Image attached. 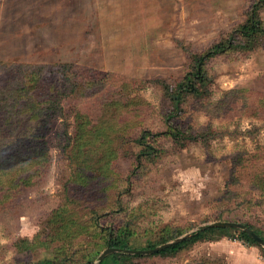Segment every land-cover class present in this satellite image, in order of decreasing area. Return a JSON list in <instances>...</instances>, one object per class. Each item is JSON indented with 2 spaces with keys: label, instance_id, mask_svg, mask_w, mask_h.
Returning a JSON list of instances; mask_svg holds the SVG:
<instances>
[{
  "label": "rangeland",
  "instance_id": "obj_1",
  "mask_svg": "<svg viewBox=\"0 0 264 264\" xmlns=\"http://www.w3.org/2000/svg\"><path fill=\"white\" fill-rule=\"evenodd\" d=\"M251 3L252 0H0V71L9 67L40 68L45 70L47 80L49 72L59 68L80 72L89 69L94 75L99 73L112 80L105 88L103 104L114 90L122 98V115L125 105L136 110L142 101L139 116L127 115L107 137L110 147L120 146L122 154L126 153L118 156L117 163L123 172H129L134 163L132 155L139 156L137 135L143 129L154 132L168 126L170 89L184 75L189 52L201 51L233 35L246 21ZM208 68L212 95L208 100H190L183 110L184 121L191 126L196 140L180 148L163 137L161 151L149 154L138 170L132 171L133 185L123 189L122 195L117 196L113 188H107L98 199L93 194L108 183L96 162L98 155L106 152V145L101 143L104 136L96 145L87 146L91 162L86 173L91 179L87 190L80 188L73 178L74 165L62 150L66 144L63 130L74 136L76 119L68 116L64 122L53 117L46 133L48 168L38 184L25 188L13 201L11 205L18 204V208L0 213V264H38L44 260L59 264L264 262L263 251L239 241L235 230L179 252L140 256L116 252L125 256H116L115 261L111 253L103 262H97L98 255L109 247L104 245L103 235L124 227L130 232L129 250L165 243H161L165 229H179L181 236H190L215 221L249 225L264 236V193L236 181L227 186L233 177L231 157L264 149V113L256 118L254 108L246 109L245 99L240 98L228 112L214 113L223 108L215 102L228 90L249 87L264 91V41L252 52L218 56ZM71 74L74 73L68 75ZM3 75L0 82L4 81ZM123 78L136 81L125 84L121 82ZM14 79L18 81L19 76ZM249 99L253 104L257 101ZM10 104L6 102L3 108ZM2 112L0 108V118ZM86 120L88 128L95 124L93 115ZM127 130L133 142L123 144L122 133ZM246 166L250 168V164ZM240 174L242 169L234 176ZM114 201L123 209L115 215ZM58 209H67L70 217L55 216L53 211ZM51 219L52 231L48 226ZM69 220L75 226L54 238L60 221ZM24 242L32 249L28 250Z\"/></svg>",
  "mask_w": 264,
  "mask_h": 264
},
{
  "label": "trees",
  "instance_id": "obj_2",
  "mask_svg": "<svg viewBox=\"0 0 264 264\" xmlns=\"http://www.w3.org/2000/svg\"><path fill=\"white\" fill-rule=\"evenodd\" d=\"M261 41H264V0H252L246 21L235 29L233 35L208 45L201 51L189 52V54L186 52L188 56L184 75L170 89L172 93H169L172 95V100H170L171 110L167 116L168 126L165 125V130L154 132L143 129L137 135L135 146L139 148V156L136 158L134 154L132 155L134 163L129 172H126V170L123 172V169L117 163L118 156H124L126 153L122 154L123 150L119 148L120 146L110 147V141L107 137L109 133L115 132L117 125L119 123L121 125V121L125 120L128 117L127 115L132 116L135 114L139 116L141 112L139 109H142L144 104L142 101L138 103L139 107L136 110L130 108V105H125L126 109L124 115H122L120 103L122 98L114 90L112 97L107 98V102L103 104L101 99H103L105 88L108 84H112V80L100 76L99 73L94 75L89 69L80 72V70L72 71L71 69L59 68L55 71H48L49 77L47 80L45 79V70L40 68L13 70L9 67L2 69L0 74H4V81L0 82V108L3 109L1 114L3 116L0 118V213L14 211L18 208V204L11 205L13 201L24 193L25 188L38 184L45 173V169L48 168L50 157L46 133L50 130L49 125L53 117L62 118L64 122L68 116L76 119L74 136H70L66 129L63 130L62 135L66 140V144L62 150L66 158L74 165L73 178L80 183V188H83L84 191L87 190V183L91 179V176L86 173L91 162L87 146L96 145L99 142V137L104 136L105 141L101 143L106 145L104 146L106 152L100 153L96 162L97 165L101 166L99 170L104 172V180H107L108 183L101 185L93 194H96L95 198L98 199V196L105 192L107 188H113L117 196L122 195L123 189L133 185L132 171L136 172L144 160H147L149 154H157L161 151L160 140L163 137H168L174 145L178 144L180 148L196 140L197 136L191 132V126L184 121L183 110H185V106L190 100L198 101L203 98L208 100L209 96L212 95L211 73L208 68L211 61L218 56L227 55L234 51L252 52L258 48ZM69 73L74 74L68 75ZM15 75H18L19 79L13 82ZM135 81L132 78L121 80L125 84H133ZM114 85H116V81H113V87ZM226 92L228 93L221 95L215 102L223 106V108L216 109L215 114L216 111L225 110V112H228L237 105L240 99H245L243 106L246 109L254 108L253 115L256 118H260L264 113V91L247 87L244 89H231ZM251 97L257 100L255 104L250 101L249 98ZM6 102H11L9 106H6L7 109L3 108V104L5 105ZM236 111L234 110V112ZM113 112L115 115L111 114ZM221 114L218 115L226 116V114ZM89 115H93L95 118V124L91 128L86 127L88 123L86 119ZM64 127H66V123H64ZM120 129L119 126L118 130ZM127 131L122 133L121 138L125 140L123 144L133 142L129 136L130 132ZM231 161L233 177L229 180L228 187L231 186L233 181H236L242 186L246 185L264 193V149L260 148L254 152L245 151L244 154L233 155ZM246 163L250 164V168L246 166ZM240 169L243 170V174L239 175L242 178L235 177L234 175ZM114 205V215L123 210L118 208V203L115 201ZM66 212L67 209L65 211L63 209L62 211L61 209L53 211L54 215H59V217H61V214H67ZM114 215H109V217ZM69 217L70 214H67L65 218ZM61 220H63V217ZM49 222H52L48 225L50 231H52V219ZM60 222L56 233L53 232L54 238H57V234L60 236V234L75 226L74 222L70 220ZM246 226L264 241V236L259 230H255L249 225ZM78 228L80 227L78 226ZM116 230L118 231L103 235L104 245L123 250L131 249L128 244L129 230L125 227ZM176 230L165 229L162 231L161 243L182 235L179 229ZM230 230L237 232L239 241L255 245L264 253V249L242 230L205 227L154 254L187 250L196 243L229 234ZM80 231H82V228L75 231V234ZM24 244L27 245L28 250L32 249L28 242H24ZM154 246V243H150L140 249H151ZM23 247L26 248L24 245ZM116 256L123 257L125 255L119 253L110 255L113 259ZM134 256H140V254ZM38 264L59 263L44 260Z\"/></svg>",
  "mask_w": 264,
  "mask_h": 264
},
{
  "label": "water",
  "instance_id": "obj_3",
  "mask_svg": "<svg viewBox=\"0 0 264 264\" xmlns=\"http://www.w3.org/2000/svg\"><path fill=\"white\" fill-rule=\"evenodd\" d=\"M205 227H224V228H236L244 231L256 244L261 246L264 249V241L260 236H258L255 232H253L251 229L246 227V225L239 223V222H231V221H215L212 223H209ZM205 227H201L199 229H203ZM189 235H183L180 237L175 238L172 241L165 242L159 246H156L151 249H144V250H123L120 248H113V247H107L105 248L97 257V262L99 263L106 255H109L111 253L116 252H126V253H132V254H154L158 251H161L167 247H170L179 241L183 240L184 238L188 237Z\"/></svg>",
  "mask_w": 264,
  "mask_h": 264
},
{
  "label": "crops",
  "instance_id": "obj_4",
  "mask_svg": "<svg viewBox=\"0 0 264 264\" xmlns=\"http://www.w3.org/2000/svg\"><path fill=\"white\" fill-rule=\"evenodd\" d=\"M253 258H255V257H253ZM259 264H264V262L260 261V263H259Z\"/></svg>",
  "mask_w": 264,
  "mask_h": 264
}]
</instances>
